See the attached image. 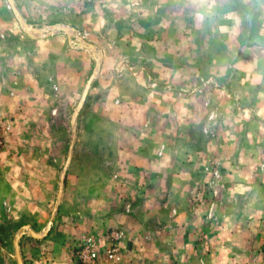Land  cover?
<instances>
[{
  "label": "crops",
  "instance_id": "1",
  "mask_svg": "<svg viewBox=\"0 0 264 264\" xmlns=\"http://www.w3.org/2000/svg\"><path fill=\"white\" fill-rule=\"evenodd\" d=\"M118 2L117 6L121 4ZM129 2L138 5L134 15L127 17L130 24L136 19L141 24L122 23L114 28L115 33L131 29L136 36L142 31L146 33L144 44L117 46L119 38L107 42V31H103V38L98 39L99 73L86 96L90 109L110 106L116 111L110 118L107 111L103 115L97 111V116H104L117 128V139L108 145L117 148V224L130 228L120 257L113 264H264V184L259 182L252 188L249 174L235 169L233 162L250 157V139L243 127L236 138V125L229 119L241 112L251 115V110L255 111L252 104L264 115V46H252L244 57L242 52L251 47L233 46L240 33L237 19H241L231 5L234 0ZM0 47L5 52L0 59V114L7 116L9 128L14 124V131L20 118L33 113L30 92L55 85L57 73L66 74V83L69 78L72 85L78 72H74V51L66 46H18L17 57L12 46ZM79 53L77 58L85 71L91 58L89 53ZM44 62L54 63L50 73L39 70ZM245 82L256 86L258 96L248 91L251 87ZM233 95L249 105L224 109ZM215 102L221 106H213ZM223 122V129L215 127L212 134H202L213 123L222 128ZM263 122L264 118L257 119L255 125ZM195 131H202L201 140L193 137ZM7 134L0 149V212L8 204V195L21 187L14 183L16 174L8 166L11 157L3 154ZM231 144L242 146L238 149L240 156L224 149ZM206 146L214 152L208 154ZM207 154L211 156L206 159ZM218 165L226 167L221 177L232 184L223 186L226 195L217 208L220 216L210 219L191 196L196 192L200 195L201 189L196 187L211 173L206 169ZM24 189L19 193L24 195ZM255 195L257 201H251ZM23 209L17 207V211ZM55 214L48 235L19 239L23 264H78L73 257L78 239L68 240L69 230L59 227L63 219ZM4 219L0 217V221ZM38 224L37 218L23 222L11 242L26 225L40 233ZM59 229L60 236L55 232ZM7 235L8 228L0 222V243H7ZM33 243L46 251L29 256ZM0 260V264H17L15 250L1 247Z\"/></svg>",
  "mask_w": 264,
  "mask_h": 264
},
{
  "label": "rangeland",
  "instance_id": "2",
  "mask_svg": "<svg viewBox=\"0 0 264 264\" xmlns=\"http://www.w3.org/2000/svg\"><path fill=\"white\" fill-rule=\"evenodd\" d=\"M128 1L120 0L118 3L121 4L117 6V0H14L27 24L42 29L48 28L50 31L49 34L43 32L37 37L25 32L7 0H0V46H12L11 50L14 51L13 54L16 57L19 51L17 50L18 46H66L68 50L74 51V72H78V74H74L72 85L69 78L68 83H66V74L57 73L54 75L56 86L52 84L47 89L33 91L34 94L30 92L28 98L29 96L33 97L34 102L31 106L33 113L30 117L24 115L23 118H20L16 122L17 126L14 131H12L14 124L12 129L11 126L8 129L6 136L8 138L3 154L11 157L8 166L16 174L17 179L14 180V183L16 186L18 184L21 186L20 191L25 189L24 195H22L17 188H14V193L7 197L8 204L6 203L5 210L0 212V217L5 218L4 221L1 220L0 222L8 228V241L6 244L0 243V251L1 247L10 248L14 251L10 238H13L16 229L25 221L33 222L37 218L39 224L36 228L39 229L38 232H41L46 227L51 209L56 203L57 195L55 192L59 186V175L67 158L71 141L70 119L72 111L95 65V59L91 52L86 48L78 47V44L85 41L94 45L97 49V56H100L98 39L103 38V31H107L105 35L107 42L113 43L119 38L120 41L116 42L117 46L144 44L142 39L146 33L142 31H138L136 36L133 32L131 33V29H125L123 33H121V29L118 31L120 35L115 33L114 28L117 25L125 23L129 26L130 20L127 17L131 18L138 6L134 2L133 4L128 3ZM231 5L241 15V19H237L240 33L235 38L233 46L251 47L248 51L242 52V55L240 52V55L244 57L252 51V46H264V41H262L264 35V0H234ZM119 11L121 17L117 18ZM139 20H134L130 25L141 24V20ZM117 21H119L118 24ZM102 24L104 27L101 28ZM52 26H64L69 32L60 29L53 30L51 29ZM257 34L260 35V41L257 40ZM224 45L227 46L225 43ZM0 50H2L0 52L1 59L5 52L3 49ZM79 52L89 53L91 58L90 66H86L85 71H82L81 60L77 58V55L81 54ZM60 64L61 61L58 65ZM53 67V62H44L39 65V70L43 71L41 73L47 74ZM244 85L251 87V83L245 82ZM248 91L254 93V96H258L256 86L251 87ZM22 95L23 97L26 96L25 90L22 91ZM218 101L216 100V102ZM216 102L212 103L213 106ZM225 103L224 109L249 105L246 100H239L235 95ZM83 106L85 107L83 108ZM83 106L85 111H82L81 108L76 119V133L71 160L65 173L63 191L56 211L57 217L63 219V223L59 227L64 226L65 230H69L67 235L70 239L68 240L76 242L78 239L76 248L81 241L82 234L102 237L107 231L117 229L121 233L118 260L123 249L122 242L128 235L130 228L117 224V162L115 161L117 148L116 146H108L110 140L117 139V128L104 116H97V111H100L101 115L107 111L110 118L115 116L116 111L110 106H99L97 110H94L95 106L90 109V101H86V99ZM217 106L220 107L221 103ZM251 106L255 107V111L251 110V115H244L238 110L241 114L237 115L235 119H229L236 125V128L233 126L237 133L236 138L239 136L238 133H241V127L246 128L249 132L247 139H250V146L247 148V152L250 157L241 162L233 163L236 165L235 169L249 174V185L254 188L259 182L264 184V122L255 125L257 119L264 118V115L257 113L259 107L256 104ZM0 116L8 120L6 115L0 114ZM214 119L215 117H212L211 120ZM214 124L216 123L211 124V129H207L206 133L201 131L202 134H212L215 127L219 130L225 127L224 122L222 128ZM201 132L195 131L193 137H198L201 140L203 136ZM240 147L237 148L231 144L229 148L224 149L240 156L241 154L238 152ZM204 149L208 154L211 151L214 152V149H210L208 146ZM221 149H223L222 146ZM208 154L204 155L206 159L211 156ZM224 155L226 156L225 153ZM234 160L236 159L233 158ZM225 169L226 167L220 165L212 169L207 168L206 170L211 171V173L205 180H200V184L196 187L197 190L201 189L200 195L196 192L191 196L192 201L199 202L201 212L210 215V219L219 215L217 208L226 195L223 186H226L227 183L232 184L230 180H223L221 177ZM136 196L139 197V195ZM126 198L127 196H125ZM257 198L258 196L255 195L251 201L255 202ZM211 205L213 207L210 210ZM21 206L24 209L17 211V207ZM50 232L51 229L46 235ZM55 232L60 236L62 230L59 229ZM138 232H141L140 228ZM23 236L31 239L29 234ZM33 248V251L28 254L29 256L38 254L39 251H46L43 248L40 250L41 247L37 243H33Z\"/></svg>",
  "mask_w": 264,
  "mask_h": 264
},
{
  "label": "water",
  "instance_id": "3",
  "mask_svg": "<svg viewBox=\"0 0 264 264\" xmlns=\"http://www.w3.org/2000/svg\"><path fill=\"white\" fill-rule=\"evenodd\" d=\"M7 2L9 4V6L11 7V10L14 13L15 17L17 18L19 24L21 25V27L24 29L25 32H28L30 35L37 36V37L42 35L43 32H46V34H49L50 31H48V28L42 29V28L33 27V26L27 24L23 20V17L20 14V11L18 10V8L16 7V5L14 3V0H7ZM51 29H53V30L60 29V30H63L65 32H69V30L67 28H65L64 26H52ZM78 47L86 48L87 50H89L91 52V54L94 56V59H95V65H94L92 74L87 79L85 86L82 89L80 98H79L76 106L73 108V111H72V115H71V119H70L71 141H70V145H69V151H68L64 166H63V168L60 172V175H59V186H58V191H57V196H56L57 198H56V203L54 205V208H53L51 216H50V220L48 221L46 227L40 233L35 232L28 225L23 226L20 230H18L16 232L14 240H13V246H14V250H15V256H16L17 264H23L21 254H20V249H19V239L21 238V236H23L24 234H29L33 238H42L43 236H45L48 233V231L51 228L52 220H53V217L55 215L56 209L58 207V204H59V201H60V198L62 195L65 173H66L67 167L69 165V162L71 160L72 148H73V143L75 140V133H76V119H77V116H78L84 102H85L87 93H88L89 88L91 86V83L93 82L95 75L99 72V69H100L101 55L97 56L96 47L94 45L88 43V42H85V41H81L78 44Z\"/></svg>",
  "mask_w": 264,
  "mask_h": 264
},
{
  "label": "built area",
  "instance_id": "4",
  "mask_svg": "<svg viewBox=\"0 0 264 264\" xmlns=\"http://www.w3.org/2000/svg\"><path fill=\"white\" fill-rule=\"evenodd\" d=\"M9 125L0 117V149L3 145L4 135L8 132ZM121 233L111 229L102 239L91 234L84 235L74 252L78 264H111L118 258L119 241Z\"/></svg>",
  "mask_w": 264,
  "mask_h": 264
}]
</instances>
